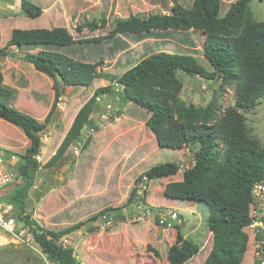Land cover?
<instances>
[{
    "label": "trees",
    "instance_id": "obj_1",
    "mask_svg": "<svg viewBox=\"0 0 264 264\" xmlns=\"http://www.w3.org/2000/svg\"><path fill=\"white\" fill-rule=\"evenodd\" d=\"M234 0L225 14H220L221 0H193L189 7L174 2L169 13L151 12L146 17L128 16L114 23L109 35L76 40L65 26L51 28H13L9 39L0 47V58L22 59L51 79L53 99L43 121L15 109L11 105L13 89L3 83L0 64V119L19 128L28 145L17 155L14 165L18 183L0 189V202L12 205V214L31 228L34 240L51 264H78L75 250L57 240L85 221L112 216L116 221L126 218L137 198L132 187L123 205L107 206L82 222L58 231L43 228L26 213L27 198L38 168L35 156L40 152L41 131L49 122L60 102L62 86H91L95 78L109 83L96 87L91 96L79 107L59 146L43 166L50 167L61 160L70 145L81 138L84 126H99L92 114L104 94L116 91L122 105L132 102L145 108L144 121L155 137L158 147L183 148L198 144L193 163L183 169L180 180L164 184L163 194L169 200H186L206 209L204 223L211 233V247L201 264H240L252 239L246 232L250 222V189L253 182L264 177V143L258 141L245 121L244 112L251 110L264 97V21L256 20L249 2ZM20 13L35 18L41 7L29 0H20ZM100 25L88 21L76 27L90 30ZM167 30H200L205 37L203 58L209 70L191 54L156 51L143 56L120 75L98 69V61L74 59L60 49L73 43L99 42L115 33L135 34L136 38L159 35ZM11 47V48H10ZM182 72L205 80H218L220 87L233 86L234 104L218 115L219 106L212 99L206 106L187 104L179 93L183 82L177 77ZM114 82L121 87L116 88ZM118 116L121 110L117 111ZM146 130V129H145ZM95 132V131H94ZM93 134V133H92ZM91 136L81 145L85 149ZM179 164L174 161L157 163L135 179H153L175 175ZM147 189L143 193L145 204ZM151 206V205H150ZM152 207V206H151ZM91 229H94L91 227ZM197 242L184 237L176 226L175 240L167 250L169 264H184L199 252Z\"/></svg>",
    "mask_w": 264,
    "mask_h": 264
},
{
    "label": "rangeland",
    "instance_id": "obj_2",
    "mask_svg": "<svg viewBox=\"0 0 264 264\" xmlns=\"http://www.w3.org/2000/svg\"><path fill=\"white\" fill-rule=\"evenodd\" d=\"M29 1L42 9L35 18L20 13V0H0V47L6 44L13 28L65 26L74 39L83 40L109 35L117 19L146 17L151 12L169 13L174 2L187 8L193 0ZM232 1L221 0V15ZM249 9L256 20L264 21V0H251ZM101 18L105 20L101 27L76 30L77 26L92 20L100 25ZM204 37L200 30L161 31L157 36L142 40L135 34L115 33L99 42H77L60 51L81 61L102 60L98 69L116 75L143 56L161 50L191 54L209 70L202 55ZM0 64L3 83L14 92L11 105L43 121L53 99L51 79L22 59L0 58ZM177 77L183 82L179 95L187 104L206 106L214 99L219 106L218 115L234 104L233 86L220 87L218 80H205L182 72H178ZM98 83H101L100 78H95L86 88L62 86L58 108L40 133L42 146L37 161L41 167L28 193L26 213L43 228L58 231L85 221L107 206L123 205L132 187L138 189L135 179L141 172L157 163L174 161L179 164L175 175L153 179L149 185L145 183L148 187L145 199L153 210L175 211L180 223L167 229L147 219L134 221L132 210L126 212L125 207L124 220L106 225L102 218H97L74 228L66 235L68 246L74 248L78 264H169L167 250L174 243L178 226L184 237L200 246L199 252L184 264H201L211 247V233L204 223L206 209L186 200H169L163 194L164 184L180 180L183 169L193 163L198 144L183 148L155 146L151 132L143 127L142 122L148 116L145 108L132 102L122 105L116 91L100 96L92 114L99 127L90 135L87 147L82 149L77 143L70 145L61 160L50 167L43 166L59 146L75 111L91 96L93 86ZM118 110H121L119 116ZM244 116L254 136L264 143V97L254 108L244 112ZM27 145L28 140L19 128L0 119V152L23 153ZM143 147L147 152L145 156L141 153ZM17 159L16 155L7 165L14 174ZM14 179L13 183L19 182L17 175ZM2 193L4 190L0 191ZM250 248L249 244L240 264H250ZM0 264L51 263L38 245L7 243L0 244Z\"/></svg>",
    "mask_w": 264,
    "mask_h": 264
},
{
    "label": "built area",
    "instance_id": "obj_3",
    "mask_svg": "<svg viewBox=\"0 0 264 264\" xmlns=\"http://www.w3.org/2000/svg\"><path fill=\"white\" fill-rule=\"evenodd\" d=\"M116 88H120L121 85L118 82H114ZM98 101L99 97L96 98ZM109 108L110 105H107ZM95 128L90 126H84L81 132V138L77 143L78 147L85 142L88 136L94 133ZM76 152H78L76 150ZM35 158L39 161L40 156L37 154ZM15 159L14 154H8L0 152V189L13 183L15 181V175L13 171L8 168V163ZM146 177H142V180L138 181V189L136 190L137 198L141 200L135 202L131 208L132 219L137 220H149L154 221L158 226L164 228H172L174 223H180L178 214L171 210L154 208L145 204L143 198ZM33 187V185H32ZM31 187V188H32ZM251 203H250V222L249 227L252 231V247H253V259L251 264H264V177L253 182L251 189ZM104 224L110 225L115 220L112 216L102 217ZM67 234L61 236L57 242L63 246H68ZM1 240L5 244L18 243L22 245H37L31 228L23 221H18L12 214V205L0 202V244Z\"/></svg>",
    "mask_w": 264,
    "mask_h": 264
},
{
    "label": "crops",
    "instance_id": "obj_4",
    "mask_svg": "<svg viewBox=\"0 0 264 264\" xmlns=\"http://www.w3.org/2000/svg\"><path fill=\"white\" fill-rule=\"evenodd\" d=\"M32 65V64H31ZM129 68V67H128ZM101 80V83H98V84H96V85H94L93 86V89H92V92H93V90L96 88V87H98V86H104L103 84L104 83H102V82H108L107 80H105V79H100ZM91 92V93H92ZM79 109V108H78ZM77 109V110H78ZM77 110L75 111V113L77 112ZM75 113H74V115H75ZM74 115H73V117H74ZM73 119V118H72ZM143 123V127H145V125H144V121L142 122ZM151 136H152V138H153V141L154 142H156V140H155V137H154V135L151 133ZM155 146H158L157 145V143H156V145ZM141 153L145 156L146 154H147V152H146V149H144V147L141 149ZM246 232L248 233V235L250 236V238L252 239V231H251V228L248 226V228H246ZM1 244H5L3 241H1ZM252 259H253V253H252V257L250 258V264L252 263Z\"/></svg>",
    "mask_w": 264,
    "mask_h": 264
}]
</instances>
